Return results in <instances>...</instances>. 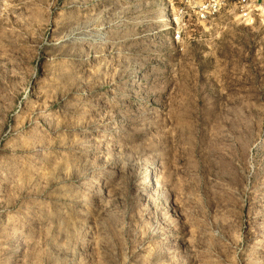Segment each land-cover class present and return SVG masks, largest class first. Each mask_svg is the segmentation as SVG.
Segmentation results:
<instances>
[{
  "label": "rangeland",
  "instance_id": "1",
  "mask_svg": "<svg viewBox=\"0 0 264 264\" xmlns=\"http://www.w3.org/2000/svg\"><path fill=\"white\" fill-rule=\"evenodd\" d=\"M251 2L0 0V264H264Z\"/></svg>",
  "mask_w": 264,
  "mask_h": 264
},
{
  "label": "built area",
  "instance_id": "2",
  "mask_svg": "<svg viewBox=\"0 0 264 264\" xmlns=\"http://www.w3.org/2000/svg\"><path fill=\"white\" fill-rule=\"evenodd\" d=\"M180 7L175 10L176 13L193 18L198 23L207 22L209 19L217 15L226 8L228 0H179ZM254 6L251 0H236L235 10L239 13V18L244 23L253 22L251 14L259 10ZM264 21V15H263ZM180 38V32L174 34V40Z\"/></svg>",
  "mask_w": 264,
  "mask_h": 264
}]
</instances>
